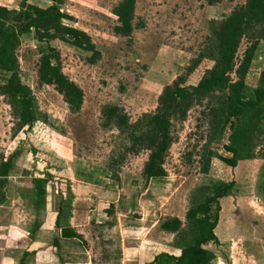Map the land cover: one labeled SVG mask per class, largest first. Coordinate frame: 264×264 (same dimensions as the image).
Instances as JSON below:
<instances>
[{
    "label": "rangeland",
    "instance_id": "374dc122",
    "mask_svg": "<svg viewBox=\"0 0 264 264\" xmlns=\"http://www.w3.org/2000/svg\"><path fill=\"white\" fill-rule=\"evenodd\" d=\"M63 1L60 8L70 18L64 23L87 33L101 57L91 63L90 53L69 43H41L34 33L21 37L20 77L32 93L39 121L18 132L19 119L0 94V165H14L0 188V264H63V259L69 264H151L161 253L179 256L176 236L162 231L161 222L177 217L186 223L198 190L218 181L236 185L232 196L221 200L218 242L208 246L211 264H264V113L254 118L258 124H241L237 167L212 158L205 173L210 151L231 157L224 146L233 131L228 125L219 133L209 114L219 98L196 102L184 120L172 118L166 176L149 180L144 175L149 151L120 160L122 141L115 127H105L102 115L106 106H116L136 122L156 111L164 88L179 78L197 85L214 63L203 60L194 72L188 69L206 50L213 23L246 0H138L128 38L114 33L113 10L121 0ZM23 3L46 9L52 0H0L10 10ZM49 46L59 51L63 73L84 92L79 112L71 111L54 86L38 80L40 57ZM248 46L243 40L237 63ZM263 67L261 41L245 78L247 98L259 87ZM6 77L0 74V83ZM113 158L119 162L113 165ZM36 178L48 180L44 213L35 207ZM59 212L62 225L80 238L59 237L61 243L53 247Z\"/></svg>",
    "mask_w": 264,
    "mask_h": 264
},
{
    "label": "trees",
    "instance_id": "16d2710c",
    "mask_svg": "<svg viewBox=\"0 0 264 264\" xmlns=\"http://www.w3.org/2000/svg\"><path fill=\"white\" fill-rule=\"evenodd\" d=\"M137 1L121 0L114 8L113 15L117 21L114 28L116 36L128 38L133 34ZM206 1L211 4L216 2ZM63 2L52 0L51 6L46 9L28 3H23L19 10L0 6V74L8 75L1 80L0 94L10 100L13 112L19 119L18 132L23 131L25 127L31 129L39 121L32 93L22 83L20 77L16 53L21 45L22 36L34 33L41 43L55 40L69 43L90 53L91 63H96L101 57V53L87 33L64 23L70 18L60 8ZM211 32L212 37L206 50L188 69L190 73L194 72L203 60L214 63L211 69L206 70L197 85L187 86L184 79L179 78L164 88L156 111L144 114L136 122H131L128 114L116 106H106L102 111L105 127H115L122 141L123 155L120 160H124L129 154L137 155L142 151H149V158L144 167L147 180L166 176L163 166L173 144L172 118L175 116L184 120L196 102H202L207 98H219L218 105L209 107V114L217 122L219 133L224 132L228 125L233 131L230 144L224 146L231 157L210 151L205 173L209 172L212 158L229 167H237L242 159L238 141L241 124L247 120L258 124L259 121L254 118L264 113V67L260 74L259 87L255 89L251 98L246 97L245 82L259 44L264 41V0H246L244 5L235 9L226 19L214 22ZM245 39L249 46L243 58L237 63L238 52ZM233 74L236 75V80L231 78ZM38 80L44 85L54 86L71 111L81 110L84 92L63 73L57 49L49 46L42 52ZM219 94L221 96L216 97ZM119 147L116 146L118 151ZM112 160L113 165L119 162L114 158ZM13 168V163L9 161H4L0 165L1 190L7 185ZM108 169L110 171L112 167ZM47 182L46 178H36L33 181L35 207L40 213L45 212ZM235 185L234 181H218L211 186L200 188L199 196L186 214V223L177 217L164 219L160 228L176 236L178 242L175 246L180 255L161 253L151 264H211L214 255L208 246L218 242L216 229L222 210L221 200L232 196ZM1 196L4 201V194L1 193ZM41 226L40 223L36 224L33 232L38 231ZM55 226L60 230L63 239L80 238L70 226L62 225L61 212L57 216ZM52 246H59L57 238L53 239Z\"/></svg>",
    "mask_w": 264,
    "mask_h": 264
},
{
    "label": "crops",
    "instance_id": "0c3cea01",
    "mask_svg": "<svg viewBox=\"0 0 264 264\" xmlns=\"http://www.w3.org/2000/svg\"><path fill=\"white\" fill-rule=\"evenodd\" d=\"M3 7H6V6H3ZM6 8H8V7H6ZM74 231H75V229L74 228H72ZM76 233H78V231H75ZM79 234V233H78ZM59 237H61V232H60V230H59V232H58V234L54 237V238H57L58 239V241H59ZM53 238V239H54ZM63 240H67V239H63ZM68 241V240H67ZM41 241H39V243H40ZM59 243H61L60 241H59ZM40 244H42V242L40 243ZM54 247V246H53ZM153 260H154V258L152 259V262H153ZM62 261V260H61ZM63 264H69L68 262H66L65 261V259H63ZM127 262V261H126ZM125 262V263H126ZM149 263H151V261L149 262ZM21 264H26V262H23V263H21ZM59 264H62V262H60Z\"/></svg>",
    "mask_w": 264,
    "mask_h": 264
}]
</instances>
